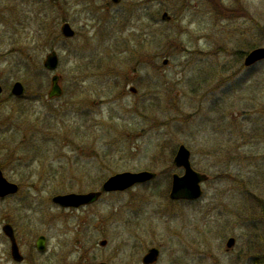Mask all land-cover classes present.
<instances>
[{"label":"rangeland","instance_id":"1","mask_svg":"<svg viewBox=\"0 0 264 264\" xmlns=\"http://www.w3.org/2000/svg\"><path fill=\"white\" fill-rule=\"evenodd\" d=\"M259 46L264 0H0V161L20 187L0 213L30 250L17 262L0 243V264H144L153 246L154 264H264V60L245 65ZM181 144L210 176L195 200L169 195ZM144 169L157 176L53 201Z\"/></svg>","mask_w":264,"mask_h":264},{"label":"water","instance_id":"2","mask_svg":"<svg viewBox=\"0 0 264 264\" xmlns=\"http://www.w3.org/2000/svg\"><path fill=\"white\" fill-rule=\"evenodd\" d=\"M115 3H119L121 0H112ZM162 19L169 20L171 15L168 11H164ZM63 34L67 37H72L75 34L74 29L69 23L63 25ZM261 60H264V46L253 48L249 51L245 57V65H252ZM59 64V56L56 50H52L47 54L45 60V66L51 70H56ZM60 76L54 74L52 77V86L49 92V97L60 96L62 94V88L59 82ZM24 85L21 81H16L12 86V93L16 96H21L24 93ZM3 92V86L0 81V93ZM177 166L184 168V173L179 175L175 173L173 175L170 197L172 199H188L195 200L202 196L203 186L202 184L209 179V175L205 172L196 170L191 163V151L185 145L181 144L176 152L174 158ZM156 172L151 170L140 171H123L118 172L110 176L104 181L101 190L90 191L86 193L69 192L64 194H57L53 197V201L61 206H80L88 204L96 200L103 191H115L125 190L134 186L137 183H143L155 178ZM19 190V185L16 182L8 181L4 176L0 174V195L5 196L7 194L16 193ZM10 226H5V230L11 235L13 240V254L18 260H22L23 256L18 249V245L14 238V234L9 230ZM107 240H102L101 244L105 245ZM235 243V238L230 237L227 241V246L231 247ZM38 247L44 248V237L41 236L38 239ZM160 250L157 247H152L144 255L142 261L144 264H150L158 260ZM97 264H109L107 262H99Z\"/></svg>","mask_w":264,"mask_h":264},{"label":"flooded vegetation","instance_id":"3","mask_svg":"<svg viewBox=\"0 0 264 264\" xmlns=\"http://www.w3.org/2000/svg\"><path fill=\"white\" fill-rule=\"evenodd\" d=\"M112 1V0H111ZM123 0H121L119 3H121ZM113 2V1H112ZM114 4H118V3H115V2H113ZM65 23H69L70 24V22L69 21H64L63 23H62V26H61V32H62V34H63V30H62V28H63V25L65 24ZM71 25V24H70ZM71 27H72V25H71ZM73 28V27H72ZM74 29V28H73ZM74 31H75V34H74V36L76 35V30L74 29ZM64 35V34H63ZM253 65V64H252ZM252 65H249V66H252ZM1 81V80H0ZM60 82V81H59ZM61 85V84H60ZM61 88H62V86H61ZM134 91L136 90L135 88H132ZM51 90V89H50ZM50 92V91H49ZM49 92H48V96H49ZM62 93H63V88H62ZM1 94V93H0ZM62 95V94H61ZM49 98H51V97H49ZM54 98V97H53ZM180 146V145H179ZM178 150V149H177ZM177 150H176V152H177ZM176 152H175V155H176ZM145 170V169H144ZM146 170H150V169H146ZM151 171H154V170H151ZM155 172V171H154ZM0 174L2 175V176H4L8 181H10V182H15V181H13V180H11L6 174H5V171H4V167H3V163L0 161ZM175 174V173H174ZM173 174V175H174ZM178 174V173H177ZM180 175V174H179ZM157 176V173H156V175H155V177ZM20 188V187H19ZM19 191V190H18ZM17 191V192H18ZM16 192V193H17ZM16 193H11V194H7V195H5V196H2V195H0V200H6V199H8V198H11V197H13L14 195H16ZM81 193V192H80ZM12 213V211L11 210H7L6 209V211H3L2 210V212L0 213V243H3V244H5L6 245V247H7V249H5V251H6V253H5V257H10V258H12L13 260H15V261H17V262H25V261H27V259H28V255H29V251L30 250H28V253H23V251H22V246H23V243L21 242V240H19V238H18V230H17V226H16V223H15V221H14V219H13V217H11V216H9L10 214ZM13 214V213H12ZM10 226V228H9V230H11L12 232H13V234H14V238H15V240H16V243H17V245H18V249H19V251H20V253L22 254V256H23V259L22 260H18V259H16L15 257H14V254H13V240H12V237H11V235L5 230V226ZM41 236H43L44 237V248H42V249H40L39 247H38V239L41 237ZM153 247H157L159 250H160V255H161V249L158 247V246H153ZM35 248L37 249V251L39 252H41V251H44L45 249H46V236L45 235H40L38 238H37V240H36V243H35ZM152 248V247H151ZM31 250H32V247H31ZM150 250V248L148 249V251ZM0 251H1V257L0 258H3L4 259V257H3V255H4V249H0ZM147 251V252H148ZM146 252V253H147ZM145 253V254H146ZM144 254V255H145ZM144 255H143V257H144ZM160 255H159V257H158V260H159V258H160ZM142 257V258H143ZM2 259V260H3ZM157 260V261H158ZM157 261H155V262H153V263H150V264H154V263H156ZM101 262H105V261H101ZM143 262V261H142ZM97 263H99V262H97ZM97 263H95V264H97ZM108 263V262H107ZM110 264V263H109Z\"/></svg>","mask_w":264,"mask_h":264}]
</instances>
